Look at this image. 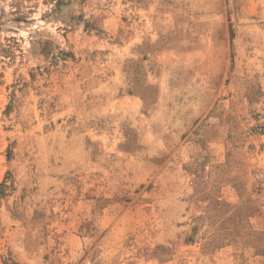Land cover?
I'll list each match as a JSON object with an SVG mask.
<instances>
[{"label":"rangeland","instance_id":"1","mask_svg":"<svg viewBox=\"0 0 264 264\" xmlns=\"http://www.w3.org/2000/svg\"><path fill=\"white\" fill-rule=\"evenodd\" d=\"M0 264H264V0H0Z\"/></svg>","mask_w":264,"mask_h":264}]
</instances>
